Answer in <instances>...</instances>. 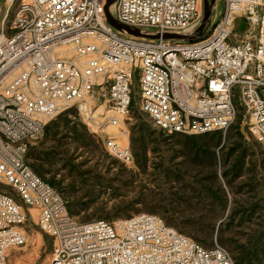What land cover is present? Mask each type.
<instances>
[{
  "label": "built area",
  "instance_id": "2783aa9c",
  "mask_svg": "<svg viewBox=\"0 0 264 264\" xmlns=\"http://www.w3.org/2000/svg\"><path fill=\"white\" fill-rule=\"evenodd\" d=\"M223 1L221 19L193 43L162 36H196L201 0H115L110 11L118 22L158 39L111 28L107 0H18L14 20L2 18L0 264L25 243V210L53 240L50 264H235L219 244L206 249L159 216L80 223L27 162L28 145L76 108L108 152L132 164L129 147L109 130L130 120L135 78L142 111L167 135L226 134L237 119L238 94L248 130L264 149V0ZM238 20L246 24L240 37Z\"/></svg>",
  "mask_w": 264,
  "mask_h": 264
},
{
  "label": "rangeland",
  "instance_id": "374dc122",
  "mask_svg": "<svg viewBox=\"0 0 264 264\" xmlns=\"http://www.w3.org/2000/svg\"><path fill=\"white\" fill-rule=\"evenodd\" d=\"M9 3L10 0H0V23L5 14L8 13ZM18 3V0H16L13 7L9 8L11 9L8 17L9 22H12L15 18ZM201 8L202 16H204V0H201ZM224 9V1L215 0L210 22L212 27L221 19ZM245 27V22L238 20L235 24L234 33L240 37ZM132 89L133 104L130 120L123 126L109 130V135L114 137L121 146L129 147L133 156L132 164L127 165L111 155L105 146L103 136L94 133L91 127L84 123L76 108L67 111L69 114L68 120L78 124L80 130L87 131L91 137L87 145L78 146L79 144L72 141L70 137L66 138L67 135H65L62 138L63 143L58 144L53 136H50L43 146V133L41 138L32 141L28 145L27 162L44 166L46 170L44 179L51 185L52 183H58L53 188L62 196L64 201H67L68 206L72 209L73 217L80 223L99 220L113 222L145 213L159 216L168 225V222L172 221L173 225H170V227L193 239L186 233L188 230L193 231L194 229L181 227L182 223L177 217H173L169 209L151 213L148 211L150 206L145 204V202L152 201L153 197L163 199L170 197L171 187L176 185L174 183L172 185L166 179L167 174L169 170L175 169L176 164L181 160L180 151L184 150L183 138L192 136L181 134L166 136L167 134L162 133L141 109V93L137 78L132 83ZM234 100L238 111V117L234 125L226 134L214 133H219L222 136V146L225 144V139L226 144L229 146H248L250 148L248 163L257 162L255 165L259 167L260 163L264 161V149L248 130L247 116L240 105L238 94H236ZM59 116L54 120L58 119ZM62 124L60 122V125ZM242 126H245L244 133L242 132ZM142 130L144 135L150 137L151 142H147L145 152L139 150L138 162L134 154L132 141L134 138L138 142L136 148H140L139 140ZM47 150L54 152L49 159L50 161L38 162L37 156L44 154ZM220 156L221 152L218 153V158ZM144 160H147L146 164ZM2 191L21 205V201L14 190L3 187ZM140 198H144V200H140ZM25 211L28 215L27 221L21 228L25 235V243L13 247L7 252L6 264H50L54 250L53 240L41 232L36 218H34L35 214L31 215L30 210ZM181 229L184 233L180 231ZM231 235H225V240L229 241ZM193 240L195 241V239ZM215 243L224 246L223 248L233 256L229 242H227L228 244H221L217 239V235H215L214 245Z\"/></svg>",
  "mask_w": 264,
  "mask_h": 264
},
{
  "label": "trees",
  "instance_id": "16d2710c",
  "mask_svg": "<svg viewBox=\"0 0 264 264\" xmlns=\"http://www.w3.org/2000/svg\"><path fill=\"white\" fill-rule=\"evenodd\" d=\"M68 115V112L61 114L45 128L43 146L50 136L61 144L65 135L78 146L87 145L91 137L86 130H80L78 124L68 120ZM60 122L63 124L60 125ZM149 139L142 130L140 148H136L138 142L133 138V150L138 162L139 150L145 152L147 142H151ZM222 142V136L214 132L183 138L181 160L175 169L169 170L166 178L176 185L171 187L170 197H153L145 204L150 206L148 211L151 213L169 209L173 217L180 220L181 227L194 229L186 234L204 248L210 247L206 249L214 247L215 235L221 244L229 242L235 264H264V161L259 167L255 165L257 162L249 164L248 146H229L226 139L222 146ZM53 153L47 150L37 156V161L48 162ZM29 166L44 179V166ZM57 184L52 183L51 186ZM65 202L69 214L73 216L72 209ZM168 223L169 226L173 225L172 221ZM180 231L183 232L182 229ZM229 234H232L231 238L225 240V235Z\"/></svg>",
  "mask_w": 264,
  "mask_h": 264
},
{
  "label": "water",
  "instance_id": "95a60500",
  "mask_svg": "<svg viewBox=\"0 0 264 264\" xmlns=\"http://www.w3.org/2000/svg\"><path fill=\"white\" fill-rule=\"evenodd\" d=\"M114 2L115 0H107L106 5L104 7L105 20L111 28H113L115 31L119 33L128 34L133 37H138V38L146 37L150 39L160 38V36H154V37L146 36L142 34L139 30L132 29L118 22L110 11V8L114 4ZM214 4H215V0H204V16H203L201 27L198 30V34L196 36L184 37V36H177V35H163L162 38L165 40L186 41L190 43H193V42H196L202 39L204 37V29L211 22ZM244 131H245V126H242V132L244 133Z\"/></svg>",
  "mask_w": 264,
  "mask_h": 264
},
{
  "label": "bare ground",
  "instance_id": "6f19581e",
  "mask_svg": "<svg viewBox=\"0 0 264 264\" xmlns=\"http://www.w3.org/2000/svg\"><path fill=\"white\" fill-rule=\"evenodd\" d=\"M11 2H12V0H10V3H9L10 5H11ZM10 5H9V8H10ZM9 8L7 9L8 10L7 11L8 13L5 14V16H7V14H8V17H9V14L11 13V9H9ZM8 17H7V19H8Z\"/></svg>",
  "mask_w": 264,
  "mask_h": 264
}]
</instances>
